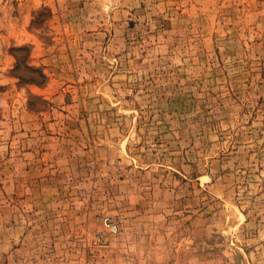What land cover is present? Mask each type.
<instances>
[{
    "label": "rangeland",
    "instance_id": "1",
    "mask_svg": "<svg viewBox=\"0 0 264 264\" xmlns=\"http://www.w3.org/2000/svg\"><path fill=\"white\" fill-rule=\"evenodd\" d=\"M0 264H264V0H0Z\"/></svg>",
    "mask_w": 264,
    "mask_h": 264
},
{
    "label": "built area",
    "instance_id": "2",
    "mask_svg": "<svg viewBox=\"0 0 264 264\" xmlns=\"http://www.w3.org/2000/svg\"><path fill=\"white\" fill-rule=\"evenodd\" d=\"M103 224L109 233H114L116 231L115 225L111 222L104 221Z\"/></svg>",
    "mask_w": 264,
    "mask_h": 264
}]
</instances>
